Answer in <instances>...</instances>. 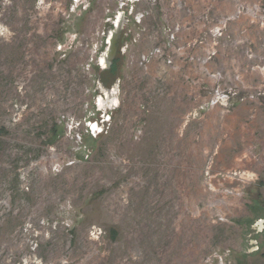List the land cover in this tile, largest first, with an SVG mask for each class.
<instances>
[{
    "label": "rangeland",
    "instance_id": "rangeland-1",
    "mask_svg": "<svg viewBox=\"0 0 264 264\" xmlns=\"http://www.w3.org/2000/svg\"><path fill=\"white\" fill-rule=\"evenodd\" d=\"M261 220L264 0H0V264H264Z\"/></svg>",
    "mask_w": 264,
    "mask_h": 264
},
{
    "label": "water",
    "instance_id": "water-1",
    "mask_svg": "<svg viewBox=\"0 0 264 264\" xmlns=\"http://www.w3.org/2000/svg\"><path fill=\"white\" fill-rule=\"evenodd\" d=\"M126 25V17H123L121 14L118 17L117 22L114 24V28L108 32L106 42L107 46L100 59L99 74L109 71L112 68L119 51L120 36L122 31L125 30ZM100 89L104 93L105 100L102 99V97L100 98L98 101V109L100 111L104 110L106 114L107 109L103 108L104 105H108V109L116 108L118 106L117 96L119 92V81L117 80L110 89H104L102 87ZM95 127H97V125H95ZM263 223L264 220H261L256 224L257 231H261L263 229Z\"/></svg>",
    "mask_w": 264,
    "mask_h": 264
},
{
    "label": "flooded vegetation",
    "instance_id": "flooded-vegetation-1",
    "mask_svg": "<svg viewBox=\"0 0 264 264\" xmlns=\"http://www.w3.org/2000/svg\"><path fill=\"white\" fill-rule=\"evenodd\" d=\"M127 35L128 34H126V35H122L121 36V41H120V44H119V51H118V54H117V56H121V53H122V48H123V46H124V44H125V42H126V37H127ZM116 56V57H117ZM107 74H109L111 77L112 76H114V73L116 74V79H115V81H114V83L117 81V80H120L119 79V75H118V73H119V71L118 70H116V71H110V72H106ZM104 82V85L106 86V88H107V86H108V83H109V79L107 80V82H105V81H103ZM114 83L110 86V87H108L109 89L114 85Z\"/></svg>",
    "mask_w": 264,
    "mask_h": 264
},
{
    "label": "trees",
    "instance_id": "trees-1",
    "mask_svg": "<svg viewBox=\"0 0 264 264\" xmlns=\"http://www.w3.org/2000/svg\"><path fill=\"white\" fill-rule=\"evenodd\" d=\"M117 60H118V56L115 58L112 68H111L109 71H106V72H110V71H113V70L116 71V70H117V69H116V63H117ZM98 70H99V69H98Z\"/></svg>",
    "mask_w": 264,
    "mask_h": 264
}]
</instances>
